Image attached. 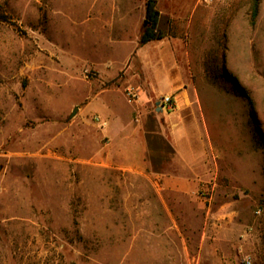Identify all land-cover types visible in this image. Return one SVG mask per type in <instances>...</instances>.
Wrapping results in <instances>:
<instances>
[{"label":"rangeland","instance_id":"374dc122","mask_svg":"<svg viewBox=\"0 0 264 264\" xmlns=\"http://www.w3.org/2000/svg\"><path fill=\"white\" fill-rule=\"evenodd\" d=\"M132 2L0 0V264H264V0L253 24V0H174L181 18L161 21L193 76L194 194L154 177L187 176L174 145L187 159L192 147L156 111L161 77L148 84L134 60L116 77L120 113L146 121L143 174L104 164L97 116L82 112L108 85L101 38L141 23L117 18ZM130 48L102 51L106 77Z\"/></svg>","mask_w":264,"mask_h":264},{"label":"crops","instance_id":"0c3cea01","mask_svg":"<svg viewBox=\"0 0 264 264\" xmlns=\"http://www.w3.org/2000/svg\"><path fill=\"white\" fill-rule=\"evenodd\" d=\"M135 3L137 5L133 6ZM166 3L170 5V10L164 11L161 9V0H157V8L160 13L158 30H160L162 19L173 20L181 18L179 15H176L179 11L173 7L174 0H166ZM199 4L200 1L192 2V13L195 12V9L199 8ZM115 13L117 14V18L128 17L134 19L135 17L137 20L140 19L141 23L135 22L132 31H130V36L125 39H122L120 32L112 33V31H107L100 41L98 52H101V57L100 65L97 67L102 79L101 83L103 84V80H105L108 81V85H100L98 90L92 87L89 89L90 97L82 112L83 115L95 114L104 123V126L99 127L102 136L106 138L104 164L128 172L140 174L146 172V140L144 135L146 133V121L144 115L134 120L130 115H122L120 113V103H122L121 90L116 83V77L119 72L134 60L139 68V78L144 79L151 85L154 84V77H161V83L165 87H169L164 95H173L175 99V109L168 111L159 104V98L155 103L156 111L163 114V109L166 110L171 124L173 123L177 125L176 127L185 128L191 133L192 147L190 148L188 159L180 152L179 147L174 145L178 156L189 169V174L187 176H168L155 173L156 183L164 189L194 194L198 190L200 177L195 168L197 155L193 142L195 139L193 131L198 121L194 114V97L191 93H188L189 85L193 83L190 62L185 58L186 55H183L184 59L180 60L179 54L181 50L177 45L171 44L168 34H165V37L161 40L151 41L143 46L138 45V38L145 16L144 0H137V2L133 0L128 10L116 7ZM127 45H131V48L126 54L122 66L112 77H106L104 69L110 70L112 62L103 55L102 51L105 49L119 50ZM91 65L94 66L96 64ZM140 94L147 97V95H154V91L151 89L150 93L148 90H140ZM142 110L143 108L140 111ZM190 111L192 114L189 113Z\"/></svg>","mask_w":264,"mask_h":264},{"label":"trees","instance_id":"16d2710c","mask_svg":"<svg viewBox=\"0 0 264 264\" xmlns=\"http://www.w3.org/2000/svg\"><path fill=\"white\" fill-rule=\"evenodd\" d=\"M259 0H253L251 7V22H255L258 15ZM159 11L157 8V0H145V16L142 30L139 34L138 45L143 46L151 41L161 40L165 37V33L158 30ZM0 20H6L4 16H0ZM156 172V171H155Z\"/></svg>","mask_w":264,"mask_h":264},{"label":"built area","instance_id":"2783aa9c","mask_svg":"<svg viewBox=\"0 0 264 264\" xmlns=\"http://www.w3.org/2000/svg\"><path fill=\"white\" fill-rule=\"evenodd\" d=\"M205 1H210V0H205ZM159 104H161L162 107H165L168 111H173L176 106L173 95H164L160 97ZM96 120L100 124V126H104V123L101 122L98 117H96ZM245 264H251V262L247 260L245 261Z\"/></svg>","mask_w":264,"mask_h":264},{"label":"water","instance_id":"95a60500","mask_svg":"<svg viewBox=\"0 0 264 264\" xmlns=\"http://www.w3.org/2000/svg\"><path fill=\"white\" fill-rule=\"evenodd\" d=\"M76 110H77V107H75V109H74V111L72 112L71 116L74 115V113L76 112Z\"/></svg>","mask_w":264,"mask_h":264}]
</instances>
